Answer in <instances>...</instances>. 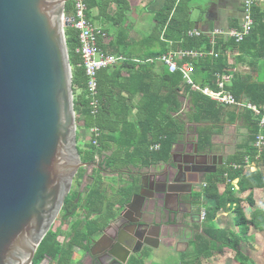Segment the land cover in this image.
I'll return each mask as SVG.
<instances>
[{
	"label": "trees",
	"instance_id": "obj_1",
	"mask_svg": "<svg viewBox=\"0 0 264 264\" xmlns=\"http://www.w3.org/2000/svg\"><path fill=\"white\" fill-rule=\"evenodd\" d=\"M193 1L166 0L156 19V26L152 33L155 37L150 38L153 43L161 45L160 49L152 54L153 57H160L166 53L170 48L169 41L173 42L174 50L207 52L213 48L207 35L196 37L187 34L193 27L190 18ZM85 2L88 10L100 7L103 11H106L110 3L115 2L117 11L111 20L113 27L124 23L125 12L129 8L126 0H85ZM65 16L74 17L70 3L65 6ZM253 18L254 28L244 41L236 43L232 39L228 41L220 39L214 46V55L192 60L194 64L192 77L196 83L216 88L217 75L231 72L233 65H229L227 59L230 50H237L239 56L234 64L245 63L248 58L251 61L264 59V12L257 14L253 10ZM65 36L72 67L76 122L77 125L82 126L84 138H88L82 146L83 149L77 146L83 163L92 162L96 157H100L105 162L116 160L122 167H126V161L127 164L138 163L149 167L168 162L174 146L183 140L188 128L191 130L193 127L196 128L195 139L200 149H213L214 136L222 135L226 125L241 123L247 131L243 141L236 151L228 156L218 175L209 176L206 179V187L198 195L199 199L205 196L216 201L215 206L206 208V225L213 223L219 211H234L239 233L218 230L212 227L213 224L204 227V235L196 236L192 261L186 264H199L203 256L211 257L215 249L210 240L206 239L207 237L212 242L236 252L235 257L240 260L241 264H250L246 257L238 251V246L243 241L240 234L246 236L251 226L263 231L264 210L255 211L252 219L247 220L241 207L242 199L234 194L232 182L239 180V193L264 188V148L262 152H259L255 146L257 136L261 132L260 118L248 109L217 105L210 98L192 90L185 83L180 72L170 73L167 68H163L159 74H156L155 64L138 65L129 61L120 62V66L115 70L110 71L111 67H109L98 73L99 109L97 114L93 115L87 91L88 79L81 66V56L76 51L79 47L78 32L72 26L65 29ZM98 40V46L102 50L119 56L125 54L120 48H116V44L109 42L105 46L103 38L100 37ZM124 70L130 71L127 79L122 77ZM227 90L237 99L247 100L264 112V78L255 79L251 74L235 73ZM124 93L129 94L128 98L138 93L143 95L135 119L131 118L130 105ZM186 100L188 101L187 110L183 108ZM92 128H99L101 131L98 140L99 148L93 145L92 138L89 136ZM155 145L159 146L158 150L151 149ZM126 148L133 149L126 153ZM108 152L111 153L110 156ZM258 155L259 159H256ZM248 160L252 162L259 160L263 163V170L248 173L245 169ZM221 183L226 184V190L220 195L218 184ZM252 192L247 200L254 205ZM59 235V231L51 230L45 236L32 264H41L47 258L51 259L52 264H71L76 242H82L83 237L78 235L72 243L63 246L58 241Z\"/></svg>",
	"mask_w": 264,
	"mask_h": 264
},
{
	"label": "water",
	"instance_id": "obj_2",
	"mask_svg": "<svg viewBox=\"0 0 264 264\" xmlns=\"http://www.w3.org/2000/svg\"><path fill=\"white\" fill-rule=\"evenodd\" d=\"M68 1L0 0V264L33 263L86 165L77 148L65 36L74 17L63 23ZM173 185L168 172L162 191L140 197L139 218L127 225L129 253L139 254L132 247L142 242L159 246V234H149L148 228ZM146 204L154 206L144 212ZM150 237L155 245L148 243ZM50 263L47 258L41 264Z\"/></svg>",
	"mask_w": 264,
	"mask_h": 264
},
{
	"label": "flooded vegetation",
	"instance_id": "obj_3",
	"mask_svg": "<svg viewBox=\"0 0 264 264\" xmlns=\"http://www.w3.org/2000/svg\"><path fill=\"white\" fill-rule=\"evenodd\" d=\"M195 130L194 127L192 130L188 128L181 144L174 150L172 160L159 175L126 170V167L119 166L118 161L105 162L100 157L92 162H84L86 165L78 170L55 221L59 223L52 229L65 232L62 236L64 246L76 240L78 235L83 237V241L76 242L74 247L79 264H120L116 260L125 264H141L142 260L154 256L155 248L143 242L132 247L140 251L139 254L129 253L126 248L127 225L139 218L141 198L154 197L156 191L165 188L168 172H171L174 185L170 187L168 198L160 202L164 214L160 212L162 206L158 204L156 215L148 228L149 234H159L162 239L161 221L158 218H162L165 224L169 223V226L184 229H198L206 222V210L202 209L208 206L203 204V197L199 199L198 195L206 187L204 181L209 176L218 175L225 161L218 151L199 148ZM96 147L99 148V143ZM107 154L111 155L110 152ZM126 184L135 187L136 199L129 205L126 204ZM152 206L149 205V209ZM202 212H205L204 217ZM114 218H118V221L112 224ZM151 240L152 237L148 243L155 245L156 242Z\"/></svg>",
	"mask_w": 264,
	"mask_h": 264
},
{
	"label": "crops",
	"instance_id": "obj_4",
	"mask_svg": "<svg viewBox=\"0 0 264 264\" xmlns=\"http://www.w3.org/2000/svg\"><path fill=\"white\" fill-rule=\"evenodd\" d=\"M83 1L85 2V0ZM126 1L128 3L129 8L125 12V17H124L125 20H123L124 23L122 25L114 26V27L112 26L113 24L111 20L116 15V11H117V4L115 2L110 3L106 11L100 10V7H94L93 9L88 10L87 14L89 13V20L100 32L105 33V37L99 36V38L101 37L104 39L105 46H107L109 42H111L112 44H116V48H120L121 51L125 52L123 56H119V55H115V56L122 57L124 58V61L126 62L129 61L138 65H143L145 63L155 64L156 65L155 73L159 74L161 70L166 67L159 61L156 60L152 61L158 58V57L156 58L153 57L152 54L156 53L160 49L161 45L159 43H153L152 41H150V38L156 26V19L158 13L163 8L166 0H126ZM244 1L246 0H194L191 3V13H190V18L193 23L192 30L200 31L202 35H207L209 37V35L216 30L229 31L233 29H239L244 21V15H243ZM254 1L255 2H254L253 10H255L257 14L263 13L264 0H254ZM71 5L73 8L72 2ZM145 28L148 29L147 31L148 35L145 37L138 36V34ZM260 32L262 33V30ZM152 37H155V34ZM220 39H224L225 41H228L232 38L228 36H222ZM168 44L170 48L164 54H167L168 52L171 51L187 50V49L174 50L172 48L173 46L172 41H169ZM102 51L106 52L105 50ZM230 51L231 52L228 53L227 59L229 65H233L230 72L232 74V80L235 73H239L242 75L251 74V76L254 77L255 79L261 77L260 73L262 70H264V59L259 61H254V60L251 61L248 58V61L245 63L234 64L236 58L239 56L238 53L236 52L237 50L236 51L230 50ZM119 64L120 63L111 66L110 71L115 70L117 67H119L120 66ZM112 76H114L113 73ZM129 76H130V71L124 70L122 77L127 79ZM232 80L228 85L232 83ZM124 94L126 95V98H128L129 94L127 93ZM142 97H143L142 93H138L135 96L128 98V104L130 105V115L132 119H135L138 114V107L142 101ZM183 108L186 110L188 109L187 100L184 101ZM239 125H241V123L239 122L234 125H226L225 129L226 127H230V126L231 127L235 126L238 129H240ZM225 129L222 135H216L213 137L212 142L214 144V147L212 150L215 151L222 150V141L221 139L216 140V138L225 136L226 135ZM241 142L236 143L235 151ZM179 144L181 143L176 144L172 151H174ZM132 149L133 148H126V153L131 152ZM233 153L229 154L228 156L232 155ZM228 156L226 157L223 156L225 162ZM256 159H259V155L256 157ZM166 164H168V162H162L146 167L138 163L127 164L126 161V170H140L142 173L146 175L148 174L159 175L167 167ZM245 169L248 173L255 172L257 170L262 171L263 163L259 162V160L254 162L248 160L247 164L245 165ZM127 175L128 174H126V179H127ZM238 181L239 180L236 179L232 182L234 186V194L242 199L241 207L243 209V213L247 220H251L252 214L255 211L264 210V188L255 189L253 190V192L248 190L244 193H239ZM204 183H206V180L204 181ZM129 185L130 184L128 185L126 184V204L130 202L132 204L133 199L135 197L134 196L135 187ZM218 190L220 195L223 194L226 190V184L225 183L218 184ZM251 192H252V199L254 201V205H251L247 200V197ZM203 204L206 207L208 206V208H210L215 206L216 201L211 198H207L203 196ZM159 206L160 207L162 206L160 212L164 214L163 205L160 203ZM139 209L140 208H138V211ZM148 209H149V205L146 204L143 207V211ZM202 210H206V208H203ZM131 213L133 216L132 211ZM235 216L236 214L234 211L221 210L218 212L213 223L211 224L208 223L207 225L204 223L198 229L195 228L192 229L191 227H187L188 229L172 227L168 225L169 223L165 224L162 218H158V220L161 221V223H159L162 232V237H161L162 239L160 240L161 244L159 245L158 249H155L153 251L154 256L152 258L149 257V259L142 260L141 264H154L158 262L159 257L157 253H159L160 249L162 248L166 249L171 254L175 253L179 257L178 264L189 263L190 260L192 261L193 258L192 255L194 254L195 251L196 236L204 235L203 232L204 227L211 226L213 224L212 227L218 230L232 232V233H239V227L235 223ZM59 233L60 235L58 237V241L63 245L64 239L62 236L65 234V232L62 233L59 231ZM244 237H246V239L243 240L242 243H240V245L238 246V251L241 252V254L244 257L247 258V262L248 260H250V264H264V230L260 231V229L251 226L248 231V234ZM206 239L210 240V243L212 247L215 249V251L209 258H205L203 256L199 264H241V262H239L235 257L236 252H234L228 247H222L216 242H212L209 237H207ZM79 244L81 245V243ZM75 252L76 251L74 249V254L72 257L71 264L78 263V258L75 256Z\"/></svg>",
	"mask_w": 264,
	"mask_h": 264
},
{
	"label": "built area",
	"instance_id": "obj_5",
	"mask_svg": "<svg viewBox=\"0 0 264 264\" xmlns=\"http://www.w3.org/2000/svg\"><path fill=\"white\" fill-rule=\"evenodd\" d=\"M70 1V0H69ZM254 0H246L243 5L244 21L239 29H233L229 31L216 30L209 35L212 49L210 51H197V50H179L171 51L164 54L152 61H159L162 63L170 73L180 72L183 76L185 83L191 87L192 90L201 93L202 95L210 98L221 106H233L239 109H248L252 111L256 117L260 118L259 126L261 132L257 136L255 146L259 152H262L264 148V112L253 103L237 99L231 92L227 90L228 84L232 80V74L217 75L216 88L212 89L208 86H201L193 80L192 74L194 73L193 59L202 58L206 55H214V46L218 39L222 36L231 37L236 43H241L246 36L250 34L253 29V6ZM74 9V22L73 27L78 32L79 47L77 53L81 56V66L85 70L87 77V91L90 97L91 113L97 114L99 109V101L97 100L98 89V73L106 68L117 65L124 61V58L115 56L113 54L104 52L98 46L99 36L105 37V33L100 32L88 18V7L83 0H72ZM65 14L63 17V23L65 22ZM189 36H201L200 31L191 30L188 32ZM82 132V131H81ZM92 138L93 145H98V140L101 136L99 128H92L89 131ZM82 134V133H81ZM84 135V134H83ZM151 149L158 150L159 146L155 145ZM205 216V212H202V217Z\"/></svg>",
	"mask_w": 264,
	"mask_h": 264
},
{
	"label": "rangeland",
	"instance_id": "obj_6",
	"mask_svg": "<svg viewBox=\"0 0 264 264\" xmlns=\"http://www.w3.org/2000/svg\"><path fill=\"white\" fill-rule=\"evenodd\" d=\"M71 2H72V0L68 1L67 3L71 4ZM147 31H148L147 28L143 29L138 34V36H140V37L147 36L148 35ZM260 74H261L260 78H264V70H262ZM186 107H187V105H186ZM239 126H240V129H238L235 126L226 127V129H225L226 135L222 136L220 138H216V140L221 139V141H222V150L218 151L222 156L226 157L229 154L233 153L235 151V148H236L235 147L236 143L243 141L247 131L244 129L243 126H241V125H239ZM77 133L79 135V141L77 142V146H78V148L83 149L82 146L87 142L88 138L87 137H86L87 139L84 138L83 129H82V126L80 124L77 125ZM58 223H59L58 221L55 222L52 229L55 228L58 225ZM240 236L242 237L243 240L246 239V237L242 236L241 234H240ZM157 254H158L159 260H158V262H156L154 264H178V262H179V257L175 253L171 254L164 248L160 249L159 253H157ZM238 261L240 262V260H238ZM248 263H250V260H248Z\"/></svg>",
	"mask_w": 264,
	"mask_h": 264
},
{
	"label": "bare ground",
	"instance_id": "obj_7",
	"mask_svg": "<svg viewBox=\"0 0 264 264\" xmlns=\"http://www.w3.org/2000/svg\"><path fill=\"white\" fill-rule=\"evenodd\" d=\"M216 168V167H215Z\"/></svg>",
	"mask_w": 264,
	"mask_h": 264
}]
</instances>
